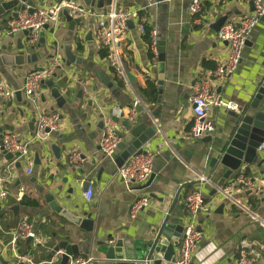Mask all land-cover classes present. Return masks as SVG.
<instances>
[{
    "label": "crops",
    "instance_id": "obj_1",
    "mask_svg": "<svg viewBox=\"0 0 264 264\" xmlns=\"http://www.w3.org/2000/svg\"><path fill=\"white\" fill-rule=\"evenodd\" d=\"M3 1L7 0L0 3ZM38 1H34L35 10L67 0ZM69 1L86 12L72 17L80 19V23L71 31L64 17H59L56 27L49 25L42 29L32 48L27 47L28 36L24 32L7 34V23L14 19L11 12L0 17V56L17 54L19 43L28 54L45 53L36 63L21 69L6 65L0 59V84L20 93L13 99L0 97V135L10 134L28 144L27 159L22 156L10 159L6 154L0 157V191L7 194L0 202V264H22L16 259L17 252L28 255L33 264L45 263L54 245L64 238L71 246H77L79 253L74 258L92 259L88 264H136L139 251L164 221L174 226L185 223L186 200L192 192H199L208 206L207 212H198L196 217L202 237L193 263L238 264L241 243L246 242L248 258L254 264H264V228L256 221V218L264 221V164L258 166L264 159V150H257L254 164L242 166L224 180L227 185L238 175H245L253 182L251 192L236 194L250 214L218 199L209 185L198 181V175L215 184L221 180L225 169L214 166V170L210 159L218 157L227 143L233 128L232 114L252 103L264 84V20L246 41L236 71L222 82L212 75L224 64L228 51L227 44L218 39V31L213 30L212 25L227 13L230 15L226 23L238 24L253 12L250 0H202V12L197 17L189 13L190 0H114L118 10L135 13L127 21L121 59L123 71L132 84L122 81V86L111 73L110 58L101 57L103 48L95 39V20L91 17L109 11L111 5L99 10L86 7L83 0ZM138 13H142L143 18H139ZM141 19L152 34L154 50L145 39V33L139 31ZM89 33L91 40L87 41ZM40 39L45 44L39 48ZM68 42L72 53L80 58L79 64H65L64 47ZM160 42L162 52H157ZM2 47L6 49L2 51ZM57 59L61 66L46 80L55 84L62 82L60 93L69 91L70 95L64 97L65 105L57 108L55 100L49 97V88L41 84V110L58 116L59 130L44 141L32 142L35 113L19 90L29 72L47 67ZM95 70L109 76L114 88H105ZM205 79L222 100L236 104L238 109L234 112L213 108L208 121L213 124L214 132L194 140L190 135V97L195 83ZM138 100L145 109L135 104ZM257 108L264 113V98ZM116 109L122 110L124 115L117 117L113 114ZM131 111L134 112L132 120ZM113 116L118 118L117 124L111 121ZM124 121H128L131 128L144 126L142 134L151 127L159 128L144 147L154 155L152 180L144 188L124 184L117 177L115 162L101 152V142L107 133L120 141L128 135V129L122 126ZM207 137L212 141L207 142ZM36 158L39 165L34 164ZM85 184L93 189L91 201L84 197ZM45 195L53 196L73 216L87 214L92 231L84 232L53 212ZM142 196L149 199V206L132 218L131 206ZM33 201L34 205L26 204ZM222 204L224 207L219 213ZM24 218L40 243L19 239L13 252L10 242ZM181 237L182 234L174 249V258ZM108 248H116L122 254L115 255L116 260H106ZM57 259L55 264L60 262L59 256Z\"/></svg>",
    "mask_w": 264,
    "mask_h": 264
},
{
    "label": "built area",
    "instance_id": "obj_2",
    "mask_svg": "<svg viewBox=\"0 0 264 264\" xmlns=\"http://www.w3.org/2000/svg\"><path fill=\"white\" fill-rule=\"evenodd\" d=\"M114 3L107 12L93 14L91 17L95 20V39L103 49L108 52L111 65L117 69L118 76L122 81L127 82L125 73L122 67V43L125 32L127 30V21L135 16V13L124 12L118 10ZM202 0H190L189 13L192 17H197L202 12ZM253 5V12L250 16L244 17L238 24L227 22L221 26L217 37L220 41L225 42L228 47L227 57L223 65L217 67L213 72V77L217 81H226L239 66L246 41L251 32L264 17V3L262 0H250ZM62 10H67L71 17L83 16L85 11L70 1H62L59 4L51 7L35 10L33 14L21 13L17 19H12L7 23V34H14L27 31V47L32 48L38 42L40 32L44 26L56 27L59 20V14ZM145 20L141 19L139 31L145 33ZM152 36V34H151ZM153 38V37H152ZM151 49L154 50V41L152 40ZM61 66L60 61L54 60L47 67L29 72L25 78L22 88L19 90L28 103L32 106L35 113V130L30 141H44L51 133L58 132L59 119L56 114H47L41 110L40 92L41 82L49 78L55 69ZM18 93L17 90L7 88L6 85L0 84V97L4 99H13ZM144 108L140 101H136ZM192 107V124L190 128L191 138L194 140L204 136L211 135L214 132L213 124L208 121V115L213 108H221L226 111H237V105L231 102L222 100L212 89L211 83L208 80H199L192 88L190 97ZM145 109V108H144ZM113 114L117 117H122L124 112L120 109L114 110ZM129 118H134V112L131 111ZM159 130V128H156ZM120 142V139L110 133H107L101 142V152L110 156L115 146ZM168 144V143H167ZM27 143L20 142L15 136L10 134L0 135V157L7 153H19V156L27 159ZM169 145V144H168ZM264 150V146H260L258 151ZM77 159V156H74ZM154 155L147 152L143 155L132 156L121 168L117 171V177L128 185L143 186L152 176V165ZM29 167L31 163L29 162ZM31 171L28 170V174ZM200 184L209 185L215 192L218 199L224 200L227 203L239 207L247 211L236 198L238 193H248L253 190V182L243 175H238L230 184L217 186L212 183L207 177L198 175ZM264 182V180H262ZM93 189L91 186L86 188L84 197L87 201L92 199ZM6 192L0 191V202L5 200ZM149 206V199L145 196L138 198L131 206V217L134 218L141 210ZM187 220L182 229V237L178 247L177 256L174 262L165 264H194L193 258L197 245L202 237L196 224L198 212L208 211V206L203 203L199 192H192L186 200ZM248 212V211H247ZM249 213V212H248ZM250 214V213H249ZM256 221L264 228V221L256 218ZM31 238L35 243H40V240L35 236L32 226L24 218L18 229L13 233L10 247L13 252L16 250L17 241L19 239ZM248 247L246 242L241 243L239 251L238 264H254L248 258L245 249ZM59 255H55L52 259L40 264H55L58 262ZM18 262L22 264H33L28 255H16ZM92 262L91 258H72L69 264H88Z\"/></svg>",
    "mask_w": 264,
    "mask_h": 264
},
{
    "label": "water",
    "instance_id": "obj_3",
    "mask_svg": "<svg viewBox=\"0 0 264 264\" xmlns=\"http://www.w3.org/2000/svg\"><path fill=\"white\" fill-rule=\"evenodd\" d=\"M35 0H7L0 3V17L5 14L11 12V17L17 19L19 13L27 11L28 14H33L35 11ZM69 1V0H67ZM40 1L37 0V3ZM84 5L86 7H96L97 9H101L104 5L110 6L113 3V0H83ZM250 10L252 9V4H249ZM83 9V8H80ZM230 14L227 13L221 18H219L213 25L212 29L215 31H219L221 26L226 23L228 16ZM59 17H64V19L69 23L70 30H74V26L80 23V19L72 18L67 10H62L59 14ZM264 20V17L261 18V21ZM129 22H127L128 26ZM44 29L47 26L43 27ZM25 36H28V32H24ZM86 40H91V33L87 34ZM45 42L43 39L39 40L38 47L44 45ZM157 52H162L160 50V46L163 45L162 42L157 43ZM6 48L2 47L1 50L4 51ZM17 50L19 51L15 55L2 54L0 59L6 65H13L18 68H22L26 65L36 63L39 58L45 56L43 53H35L28 54L26 52V48L19 43L17 46ZM65 52V64L67 66H71L72 64H79L80 58H76V56L72 53V48L70 42L66 43L64 47ZM99 82L107 89L114 88V82L111 80L109 76H107L104 72L100 70L94 71ZM128 84H132L130 77L128 74H125ZM55 77V75H53ZM42 85L46 86L50 90V98L55 100L57 108H62L65 105L64 97H68L70 95L69 91L64 92L62 95L60 93L64 84L62 82L55 84L51 80H44L41 82ZM20 93H16V97H19ZM264 98V84L258 90V93L254 96V100L252 103L248 104L244 109L239 108L238 113L232 114V130L228 136L227 143L220 150L219 156L216 158L210 159V166L212 168H217V166L223 167L225 172L217 183V186H223L224 180L228 179L234 172L240 170V168L244 165H251L256 162V158L258 156L257 150L264 144V113L259 111L257 106L258 102L263 100ZM139 105V104H138ZM139 107V106H137ZM139 109V108H138ZM138 111V110H137ZM255 111V112H254ZM138 112H141L140 110ZM102 118V116H101ZM111 121L115 124L118 123V118L113 116ZM103 125V124H101ZM122 126L128 129V135L120 141L112 153L110 154V158L115 162L116 167L121 168L126 160L131 158L132 156L143 155L146 153L145 146L149 142V140L155 135L156 128L151 127L149 130H146L144 134L140 131L143 130L144 126H137L135 128H131L130 123L128 121L122 122ZM32 128V124L29 125ZM1 132V129H0ZM207 142H211V137H207ZM55 147H53V150ZM208 149V153H209ZM19 153H7V158L19 157ZM34 164L39 165L38 158L35 159ZM264 164V159L260 160L258 166H262ZM214 168V170H215ZM152 180V176L148 180V182L142 186V188L146 187L150 184ZM87 187V184H85ZM215 194V192L213 191ZM45 201L49 204L51 210L56 214H59L66 218L69 222H71L74 226L78 227V229L84 232L92 231V222L87 218V214H83V216H73L64 208L60 203H58L53 196L45 195ZM223 204L219 206V213L223 209ZM16 210V207L13 208ZM183 223L181 222L177 226L171 225L167 223V220L164 221L158 229L154 232L151 239L148 241L145 247L139 251V256L136 258V264H161L174 262V249L178 245V239L182 234ZM31 238L27 239V242H30ZM78 248L77 246H71L68 243V239L64 238L57 242L49 256L46 259L50 260L55 255H59L60 262L59 264H69L70 260L74 257L78 256ZM138 253V252H137ZM17 254H20L17 252ZM122 254V252H117L116 248H108L105 254L106 260L113 261L115 259V255Z\"/></svg>",
    "mask_w": 264,
    "mask_h": 264
},
{
    "label": "trees",
    "instance_id": "obj_4",
    "mask_svg": "<svg viewBox=\"0 0 264 264\" xmlns=\"http://www.w3.org/2000/svg\"><path fill=\"white\" fill-rule=\"evenodd\" d=\"M138 17L139 18H143V14L142 13H138ZM145 27V39L148 41V44L150 45V47L152 46V38L150 37V30L147 26H144ZM101 57L102 58H107L108 57V52L106 49H103L101 51ZM111 73L114 75L115 77V80L117 81V83L122 86V79L118 76V72H117V69L112 67L111 68ZM151 85L149 84L148 85V88H150ZM245 176V175H244ZM246 177V176H245ZM247 178V177H246ZM26 204H33L34 205V201L31 203V202H26Z\"/></svg>",
    "mask_w": 264,
    "mask_h": 264
}]
</instances>
